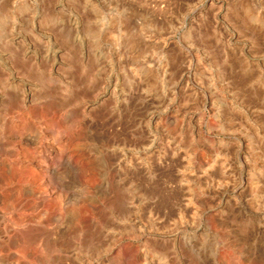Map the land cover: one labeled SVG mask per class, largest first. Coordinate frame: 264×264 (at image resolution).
<instances>
[{
  "label": "rangeland",
  "instance_id": "obj_1",
  "mask_svg": "<svg viewBox=\"0 0 264 264\" xmlns=\"http://www.w3.org/2000/svg\"><path fill=\"white\" fill-rule=\"evenodd\" d=\"M13 1L0 52L41 88L24 106L0 71V264H134L130 193L188 189L229 193L204 206L233 211L227 264H264V0H33L48 80L6 41Z\"/></svg>",
  "mask_w": 264,
  "mask_h": 264
},
{
  "label": "built area",
  "instance_id": "obj_2",
  "mask_svg": "<svg viewBox=\"0 0 264 264\" xmlns=\"http://www.w3.org/2000/svg\"><path fill=\"white\" fill-rule=\"evenodd\" d=\"M1 17L2 20H10V37L6 41L19 49L22 60L35 65L48 80L53 74L56 55L51 34L40 30L42 16L40 18L34 1L14 0L11 8L4 10ZM35 40L41 42L40 47L35 46ZM8 56L10 53L0 52V71L5 75L4 82L16 92L20 104L28 106L35 100L41 84L38 80L18 77ZM2 97L0 94V99ZM163 146L149 142L127 147L126 153H121L120 161L147 166L152 159L162 158ZM167 147L174 152L170 158L178 159L180 147L177 144H168ZM122 149L119 146L115 148L116 151ZM222 192L180 191L176 194L179 202L170 207L162 204L161 196L131 192L127 207L129 214L124 224L129 228L125 244L133 249L134 264H227L220 248L229 242V213L233 211L223 202L218 206L210 204L204 207L210 197H229L228 192Z\"/></svg>",
  "mask_w": 264,
  "mask_h": 264
},
{
  "label": "bare ground",
  "instance_id": "obj_3",
  "mask_svg": "<svg viewBox=\"0 0 264 264\" xmlns=\"http://www.w3.org/2000/svg\"><path fill=\"white\" fill-rule=\"evenodd\" d=\"M243 12H244V11H243ZM257 24H258V23H257ZM17 59H18V58H17ZM37 73H38V72H37ZM249 75H250V74H249ZM41 76H42V75H41ZM38 79H39V78H38ZM40 80H41V79H40ZM41 82H42V81H41ZM45 87H46V86H45ZM45 87H44V88H45Z\"/></svg>",
  "mask_w": 264,
  "mask_h": 264
}]
</instances>
